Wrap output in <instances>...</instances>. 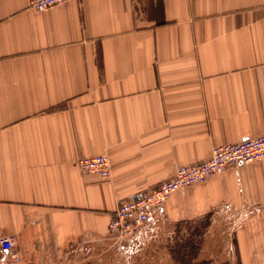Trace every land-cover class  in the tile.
I'll return each instance as SVG.
<instances>
[{
    "label": "crops",
    "instance_id": "1",
    "mask_svg": "<svg viewBox=\"0 0 264 264\" xmlns=\"http://www.w3.org/2000/svg\"><path fill=\"white\" fill-rule=\"evenodd\" d=\"M262 134L264 0H0V236L22 263L100 245L121 202ZM98 155L108 180L76 165ZM230 213L232 264H264V160L176 191L162 221Z\"/></svg>",
    "mask_w": 264,
    "mask_h": 264
},
{
    "label": "rangeland",
    "instance_id": "2",
    "mask_svg": "<svg viewBox=\"0 0 264 264\" xmlns=\"http://www.w3.org/2000/svg\"><path fill=\"white\" fill-rule=\"evenodd\" d=\"M236 220L231 213L160 220L129 241L108 235L97 246L67 248L60 262L53 264H232L228 245ZM0 264L24 263L0 254Z\"/></svg>",
    "mask_w": 264,
    "mask_h": 264
},
{
    "label": "built area",
    "instance_id": "3",
    "mask_svg": "<svg viewBox=\"0 0 264 264\" xmlns=\"http://www.w3.org/2000/svg\"><path fill=\"white\" fill-rule=\"evenodd\" d=\"M67 1L69 0H29V7L31 10L40 12ZM261 160H264V134L245 138L235 144L213 147L207 160L193 165L180 166L170 180L159 183L133 200L121 202L114 217L108 222V233L129 241L142 228L152 226L155 222L162 220L163 207L176 191L203 184L210 177L221 174L236 164L245 165ZM76 165L83 174H92L101 180H108L110 177V165L106 156L80 158ZM13 248L12 236H0V250L3 254H6L14 263L20 262Z\"/></svg>",
    "mask_w": 264,
    "mask_h": 264
}]
</instances>
